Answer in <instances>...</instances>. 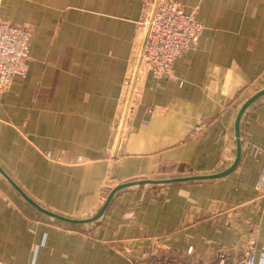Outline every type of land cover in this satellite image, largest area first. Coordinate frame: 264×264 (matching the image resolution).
Returning <instances> with one entry per match:
<instances>
[{
  "label": "crops",
  "instance_id": "crops-1",
  "mask_svg": "<svg viewBox=\"0 0 264 264\" xmlns=\"http://www.w3.org/2000/svg\"><path fill=\"white\" fill-rule=\"evenodd\" d=\"M173 1L202 35L171 77L138 75L117 145L153 0H0V19L32 35L26 76L0 95V166L44 208L87 218L124 180L231 165L235 116L264 86V0ZM263 171L264 99L242 120L232 174L125 190L89 228L52 227L0 176V263L262 264Z\"/></svg>",
  "mask_w": 264,
  "mask_h": 264
},
{
  "label": "built area",
  "instance_id": "built-area-1",
  "mask_svg": "<svg viewBox=\"0 0 264 264\" xmlns=\"http://www.w3.org/2000/svg\"><path fill=\"white\" fill-rule=\"evenodd\" d=\"M149 19L150 15L141 20L139 24L142 41L147 27L148 32L137 77L145 70L155 80L169 78L172 75L175 61L197 45L203 32V26L196 19L194 13H186L173 0H159L151 19ZM31 36V31L27 27L13 26L0 19V95L10 88L14 77L24 78L26 76ZM131 81L132 77H129L123 83L127 95ZM197 131H200L198 127L196 128ZM75 163H81V160L77 159ZM256 189L264 196V171L257 181ZM261 260L264 264V257ZM135 264L145 263L137 262ZM156 264L194 263L167 262ZM205 264L257 263L255 256L248 254L243 260L233 263L228 262L225 256H219Z\"/></svg>",
  "mask_w": 264,
  "mask_h": 264
},
{
  "label": "water",
  "instance_id": "water-1",
  "mask_svg": "<svg viewBox=\"0 0 264 264\" xmlns=\"http://www.w3.org/2000/svg\"><path fill=\"white\" fill-rule=\"evenodd\" d=\"M159 0H153V6L152 11L150 14V19L152 17V14L154 12V9L157 5ZM149 19V20H150ZM148 27L145 32L140 52L138 56V60L135 66V70L132 76L131 86L128 91V97L126 101V105L124 108L120 128H119V134L117 138L116 144L118 145L119 139L123 130V126L125 123L126 115L129 109L133 89L136 83V78L138 74V70L141 63L142 53L145 46V41L147 37ZM264 99V88L259 89L255 91L250 97H248L245 102L240 106L238 109V112L235 116L234 120V142H235V154L232 156V162L231 165L221 171L213 172L210 174H183L178 176H154V177H145V178H136V179H130V180H124L120 183H118L116 186H114L109 193L106 195V197L103 199L100 207L98 210L92 214L91 216L87 218H81V219H74V218H68L65 216H62L60 214H57L55 212H52L46 208H44L42 205L38 204L36 201H34L31 197H29L15 182L10 178V176L2 169L0 166V176L6 181V183L16 192V194L20 197V199L25 202L28 206H30L33 210H35L38 214L46 218V220L55 226H58L60 228L70 229V230H80L82 228H89L93 225H96L100 220L103 218L104 214L106 213L109 205L111 204L114 197L119 194L120 192H123L125 190H130L133 188H144V187H163V186H169L173 184H184V183H202V182H214L220 179H223L230 174L234 172L236 169L239 161H240V155H241V124L244 116L248 112L250 108H252L256 103ZM116 145V146H117Z\"/></svg>",
  "mask_w": 264,
  "mask_h": 264
},
{
  "label": "rangeland",
  "instance_id": "rangeland-1",
  "mask_svg": "<svg viewBox=\"0 0 264 264\" xmlns=\"http://www.w3.org/2000/svg\"><path fill=\"white\" fill-rule=\"evenodd\" d=\"M141 32V31H140ZM141 38H142V32H141ZM141 41V40H140ZM258 88V89H257ZM262 88H264V86H260V85H257L256 84V86H255V89H257V90H259V89H262ZM254 88H253V90H251V94H252V92L254 93L255 91H257V90H255ZM127 92V91H126ZM125 95H126V93H125ZM127 97H128V95H126V98H124V101H123V106H124V108H125V105H126V101H127ZM124 108L122 109V110H124ZM144 188H149V187H144ZM151 188H163L162 186L161 187H151ZM51 224V226L52 227H55V225L54 224H52V223H50ZM59 229H61V228H59Z\"/></svg>",
  "mask_w": 264,
  "mask_h": 264
}]
</instances>
